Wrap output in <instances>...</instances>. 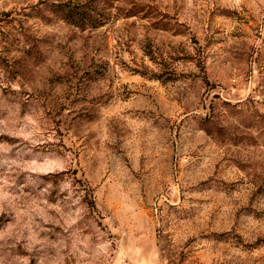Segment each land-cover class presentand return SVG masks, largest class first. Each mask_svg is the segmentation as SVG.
Listing matches in <instances>:
<instances>
[{"label": "rangeland", "instance_id": "rangeland-1", "mask_svg": "<svg viewBox=\"0 0 264 264\" xmlns=\"http://www.w3.org/2000/svg\"><path fill=\"white\" fill-rule=\"evenodd\" d=\"M0 264H264V0H0Z\"/></svg>", "mask_w": 264, "mask_h": 264}]
</instances>
